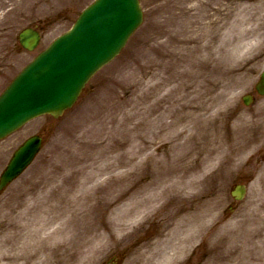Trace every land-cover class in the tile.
<instances>
[{
	"label": "rangeland",
	"instance_id": "obj_1",
	"mask_svg": "<svg viewBox=\"0 0 264 264\" xmlns=\"http://www.w3.org/2000/svg\"><path fill=\"white\" fill-rule=\"evenodd\" d=\"M92 1L0 0V93ZM139 3L141 26L73 108L0 141L1 174L26 138L44 139L0 193V264H264V97L242 101L264 69V0ZM203 3L220 14L205 19ZM208 21L209 33L201 29ZM27 26L42 32L33 52L18 43ZM257 27L260 40L238 38L239 29ZM210 139L221 148L202 164ZM236 184L247 185L239 202L230 195ZM164 188L141 217L130 214ZM204 201L201 227L193 225Z\"/></svg>",
	"mask_w": 264,
	"mask_h": 264
},
{
	"label": "water",
	"instance_id": "obj_2",
	"mask_svg": "<svg viewBox=\"0 0 264 264\" xmlns=\"http://www.w3.org/2000/svg\"><path fill=\"white\" fill-rule=\"evenodd\" d=\"M141 20L138 0H96L85 9L72 29L27 65L0 96V139L35 117L62 115L88 79L120 52ZM38 40L32 30L20 34L27 50ZM256 90L264 95V71ZM250 101L244 97L246 104ZM40 145L41 139L32 136L14 153L0 176V191L31 163ZM232 195L242 199L245 187L236 186Z\"/></svg>",
	"mask_w": 264,
	"mask_h": 264
},
{
	"label": "bare ground",
	"instance_id": "obj_3",
	"mask_svg": "<svg viewBox=\"0 0 264 264\" xmlns=\"http://www.w3.org/2000/svg\"><path fill=\"white\" fill-rule=\"evenodd\" d=\"M202 7H203V9L205 11L204 12V18L205 19H208L209 17H211L213 15L220 14L218 9L213 10V12L212 11L210 12V10H209V3H203L202 4ZM228 13H226V14H228ZM212 22L213 21L206 22L205 24H203V27L201 29H203V30H205V32L209 33L210 31H207L206 29L207 28H212L214 26V24ZM258 30H259V27H257V28H251L249 30H247V29H243V30L242 29H239L238 38H244L245 36H249V37H253V40H260L262 38V35L263 34L260 31H258ZM209 38H211L212 40L215 38V36H214V34H212V32L209 34ZM249 44H250L249 41L244 42L239 47H237V50L239 51L240 49H242V50L243 49H246V48L249 47ZM234 53H236V52L234 51ZM238 54H239V52L237 53V55ZM231 57L236 58V55H233L231 53L228 54V58L231 59ZM213 69H216V67H213ZM225 71H228V70H225ZM247 71L249 72L250 71V68L245 69V72H247ZM189 118H191V117H189ZM197 118H198V121H196V122H203V120H201V115L198 116ZM199 120H201V121H199ZM204 126H205L204 132L206 133L205 136H206V139H207L209 137V134L207 133V125L204 124ZM212 142H213V139H210V140H208L205 143V147H208L210 149H208V150L206 149V151H204V155L201 158L202 164H205V163L212 164V162L214 161V154H215L216 150L218 151L221 148L220 145L215 146V147L212 146L211 145ZM154 182L156 183V181H154ZM185 185L188 186V187H190V188H192V187H196L197 182L196 181H189V182H185ZM166 192H167V190L164 188L160 192H156V193H154V194H152L150 196L145 197L144 199L142 198L141 200H139L137 202V204H136L135 207H133L131 210L129 209L130 210V214H136V216H140L141 217L143 215V213H145L146 210L151 209L152 205L156 201H158L159 198H161ZM173 198H176V195H174ZM46 202H47L46 200L41 201V203L39 204V206L46 204ZM66 205H70L69 206L70 209L72 207L75 208L77 206V199H76V202L74 200L67 201L66 202ZM205 205H206V201H204L202 203V205L198 209L196 215H194V218H193V221H192L193 222V225H196L197 226L198 224L199 225L201 224L202 216L204 215L205 212H207V209H206V206ZM36 207H38V206L36 205ZM36 207H34V206L33 207H28L27 208V211L30 212L31 210H33V208H36ZM50 208H51V210H53V212L58 209L56 205H53ZM49 218L52 219V220L53 219H58L59 218V215L52 214ZM200 227H201V225H200ZM197 228H199V226ZM176 230L177 229H174V231H172L173 235L176 233ZM174 249L175 250H179L180 247L179 246H176V244H175L174 245ZM40 251L46 252V251H48V249L46 247H44V248H40ZM63 262H64V260L61 259L60 257H58L55 260V264H62ZM42 264H46L44 260H42Z\"/></svg>",
	"mask_w": 264,
	"mask_h": 264
}]
</instances>
